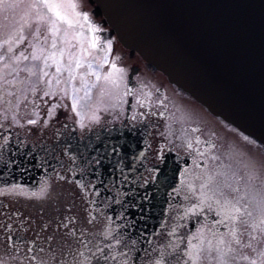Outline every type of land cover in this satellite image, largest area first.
<instances>
[{
  "label": "flooded vegetation",
  "instance_id": "flooded-vegetation-1",
  "mask_svg": "<svg viewBox=\"0 0 264 264\" xmlns=\"http://www.w3.org/2000/svg\"><path fill=\"white\" fill-rule=\"evenodd\" d=\"M49 3H0V264H264V147Z\"/></svg>",
  "mask_w": 264,
  "mask_h": 264
},
{
  "label": "water",
  "instance_id": "water-1",
  "mask_svg": "<svg viewBox=\"0 0 264 264\" xmlns=\"http://www.w3.org/2000/svg\"><path fill=\"white\" fill-rule=\"evenodd\" d=\"M117 39L264 146V0H93Z\"/></svg>",
  "mask_w": 264,
  "mask_h": 264
},
{
  "label": "rangeland",
  "instance_id": "rangeland-1",
  "mask_svg": "<svg viewBox=\"0 0 264 264\" xmlns=\"http://www.w3.org/2000/svg\"><path fill=\"white\" fill-rule=\"evenodd\" d=\"M262 155H264V153ZM229 163L231 164V159H229ZM232 170L233 169H231V168L228 170V172H227L228 174L226 175L227 177L232 176V173H233ZM255 175L256 176H260V178H259V179H261L260 180V184L261 185L264 184V181H263L264 180V164L261 163V168L258 169V170L257 169L255 170ZM261 193L264 194V188H263V191ZM261 202L264 203V196L262 197ZM261 213H262V215H264V210H261ZM258 239L260 240V243H261L264 240V233H262L261 236Z\"/></svg>",
  "mask_w": 264,
  "mask_h": 264
},
{
  "label": "snow or ice",
  "instance_id": "snow-or-ice-1",
  "mask_svg": "<svg viewBox=\"0 0 264 264\" xmlns=\"http://www.w3.org/2000/svg\"><path fill=\"white\" fill-rule=\"evenodd\" d=\"M4 2H5V0H0V3H4ZM43 2L48 4L49 7H52V8L56 7V5L50 4L49 0H43ZM57 15H59V13H57ZM34 58H38V57H34ZM30 123H34V121H30ZM237 211H238V209H237ZM107 258H108L107 256L104 257V259H107ZM113 259H115V257H113Z\"/></svg>",
  "mask_w": 264,
  "mask_h": 264
}]
</instances>
